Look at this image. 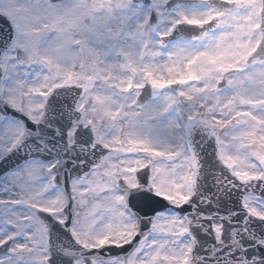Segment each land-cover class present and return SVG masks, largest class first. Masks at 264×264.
Wrapping results in <instances>:
<instances>
[{
    "label": "snow or ice",
    "instance_id": "obj_1",
    "mask_svg": "<svg viewBox=\"0 0 264 264\" xmlns=\"http://www.w3.org/2000/svg\"><path fill=\"white\" fill-rule=\"evenodd\" d=\"M0 264H264V0H0Z\"/></svg>",
    "mask_w": 264,
    "mask_h": 264
}]
</instances>
